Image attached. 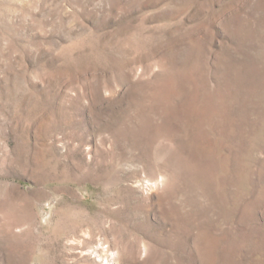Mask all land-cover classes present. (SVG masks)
Returning <instances> with one entry per match:
<instances>
[{"label": "rangeland", "instance_id": "rangeland-1", "mask_svg": "<svg viewBox=\"0 0 264 264\" xmlns=\"http://www.w3.org/2000/svg\"><path fill=\"white\" fill-rule=\"evenodd\" d=\"M0 264H264V0H0Z\"/></svg>", "mask_w": 264, "mask_h": 264}]
</instances>
